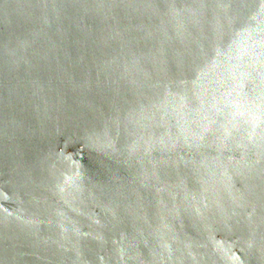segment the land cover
<instances>
[{"label": "water", "instance_id": "water-1", "mask_svg": "<svg viewBox=\"0 0 264 264\" xmlns=\"http://www.w3.org/2000/svg\"><path fill=\"white\" fill-rule=\"evenodd\" d=\"M0 264H264V0H0Z\"/></svg>", "mask_w": 264, "mask_h": 264}]
</instances>
